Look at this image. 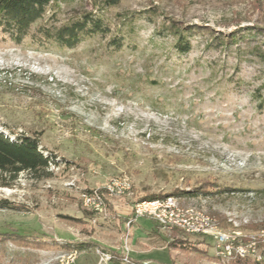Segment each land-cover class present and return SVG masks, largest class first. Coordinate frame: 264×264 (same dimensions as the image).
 Instances as JSON below:
<instances>
[{"label": "rangeland", "instance_id": "374dc122", "mask_svg": "<svg viewBox=\"0 0 264 264\" xmlns=\"http://www.w3.org/2000/svg\"><path fill=\"white\" fill-rule=\"evenodd\" d=\"M89 12L110 33L73 49L17 46L0 35V131L37 138L57 164L49 177L23 173L0 188V202L21 207H0V234L15 241L3 244L0 264H101L104 253L110 264L255 261L216 258L200 238L207 234H171L145 217L126 230L113 210L92 216L81 195L114 178L130 183L117 198L134 205L198 192L172 198L235 236L233 249L255 244L264 259V0H121L104 9L73 0L59 6L56 25ZM171 21L237 41L209 48L210 37L195 34L179 54L165 30ZM172 239L190 249L168 248Z\"/></svg>", "mask_w": 264, "mask_h": 264}, {"label": "trees", "instance_id": "16d2710c", "mask_svg": "<svg viewBox=\"0 0 264 264\" xmlns=\"http://www.w3.org/2000/svg\"><path fill=\"white\" fill-rule=\"evenodd\" d=\"M69 1L73 0H0V35L2 39L17 46L27 41L29 47L33 49L47 50L50 47H55L62 50L73 49L90 38H105L110 33L103 17L91 12L56 25L57 9L61 4ZM120 1L98 0L102 9L116 6ZM46 16L49 17L44 20ZM165 30L174 39V49L179 54H185L190 50L188 38L195 34H207L210 37L209 48L232 46L237 41L234 34L223 37L212 34L207 28L196 25L183 26L174 21H171ZM111 44L117 48L121 46V42L115 38L111 40ZM259 106L264 109V94L259 97ZM51 165L57 164L43 154L37 138L22 135L13 136L12 133L6 134L5 131H0V188H10L17 177L23 173L34 179L49 177L47 169ZM183 194L196 196L198 192L175 191L170 195H148L134 201L162 200L166 197ZM0 207L21 210V207L7 201L0 202ZM258 228L264 229V223L258 225ZM171 232V234L175 233L173 230ZM6 241L15 242L10 234H0V250H4L3 244ZM168 248L183 251L190 249L184 245V241L174 239L170 240ZM251 262L264 264V259L259 262Z\"/></svg>", "mask_w": 264, "mask_h": 264}, {"label": "built area", "instance_id": "2783aa9c", "mask_svg": "<svg viewBox=\"0 0 264 264\" xmlns=\"http://www.w3.org/2000/svg\"><path fill=\"white\" fill-rule=\"evenodd\" d=\"M117 191H132L130 183L125 182L124 179L114 178L107 184L100 188L92 189L84 192L81 195V205L92 216L103 219L107 217L108 211L113 210L117 216L125 219V228L128 230L137 219V213H134V202H121V198H117ZM133 193V192H132ZM154 210L165 209V216L161 220V225L158 226L161 230H166V226H177L168 224V215H175L171 212L170 204L163 206H151ZM185 213V212H184ZM208 238L213 243L214 256L220 260H234V259H253L259 262L261 257L255 252V244H251V251H243V249H230V242L235 240V236L226 232V237H202ZM112 256L105 254L99 256L101 264H110ZM127 264H135L130 262L127 258Z\"/></svg>", "mask_w": 264, "mask_h": 264}, {"label": "bare ground", "instance_id": "6f19581e", "mask_svg": "<svg viewBox=\"0 0 264 264\" xmlns=\"http://www.w3.org/2000/svg\"><path fill=\"white\" fill-rule=\"evenodd\" d=\"M168 204H170L171 212L176 214V216L168 215V224L178 225L174 226V229L173 226H166V229L177 230L186 235L207 234L211 237H226L225 234L216 231L215 225L209 217L194 210L181 208L172 197L163 201H144L137 203L134 205V213H137L139 218H149L158 225H161V220L165 216V209L154 210L151 206ZM234 241L230 242V249H233Z\"/></svg>", "mask_w": 264, "mask_h": 264}]
</instances>
